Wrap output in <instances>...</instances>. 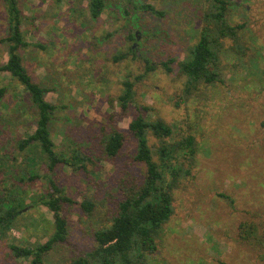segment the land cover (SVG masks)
<instances>
[{
    "label": "rangeland",
    "instance_id": "obj_1",
    "mask_svg": "<svg viewBox=\"0 0 264 264\" xmlns=\"http://www.w3.org/2000/svg\"><path fill=\"white\" fill-rule=\"evenodd\" d=\"M88 1L19 0L30 44L20 50L23 65L32 80L48 90L45 99L57 107L49 126L55 150L69 154L78 147L97 157L85 172L66 167L54 172L53 180L74 204L63 208L67 238L45 255L44 264H65L91 250L93 233L115 214L121 181L143 178V166L132 159L136 146L127 128L138 114L164 120L177 137L194 134L198 145L195 167L174 191V213L148 264H264L258 252L237 237L242 221L264 228V0H232L228 21L245 24L246 55L230 50L227 41L224 83L206 87L203 98L187 103L181 100L184 78L177 63L197 40L203 0H104L105 8L95 20ZM144 4L158 14L134 8ZM130 33L136 40H129ZM7 34L0 0V39ZM7 51L0 43V66ZM169 59L170 71L158 66L147 73L134 85L132 103L120 111L122 82L144 74V61ZM1 88L0 160L8 167L0 165V182L16 185L22 169H28L27 152L17 151V140L33 132L36 111L22 86L2 71ZM101 128L125 134L120 154L111 161L100 158ZM149 144L154 149L158 142L149 136ZM39 171L45 174L41 167ZM22 188L26 208L0 238V264H26L11 256L10 246L42 244L53 231L51 213L40 199L47 192L46 179L24 181ZM85 199L95 204L89 216L80 207Z\"/></svg>",
    "mask_w": 264,
    "mask_h": 264
},
{
    "label": "trees",
    "instance_id": "obj_2",
    "mask_svg": "<svg viewBox=\"0 0 264 264\" xmlns=\"http://www.w3.org/2000/svg\"><path fill=\"white\" fill-rule=\"evenodd\" d=\"M1 1L6 9L8 34L0 39V43L7 45L8 51L7 60L0 66V71L15 79L27 93L30 106L36 111V122L32 133L17 140V151L27 152L24 157L27 171L22 169L16 185L0 182L5 188H0V238L10 231L16 216L26 208L23 204L26 193L22 188L23 182L34 183L43 176L47 181V192L40 199L51 213L53 231L42 244L32 247L11 245L10 254L14 259L26 261V264H44L45 255L66 240L68 229L63 208L64 205L74 204L53 180L54 172L57 167H66L72 172H85L88 164H94L97 157L95 152L87 154L78 147H72L69 154L56 152L49 126L57 107L45 99L48 90L32 80L20 54V50L28 48L30 44L22 28L24 17L19 0ZM203 3L197 40L188 49L186 57L177 63L178 73L184 78L181 91L184 103L200 100L206 87L224 83L222 54L227 41L231 42L230 50L246 55L242 47L245 24H231L228 21L232 0H203ZM87 4L90 17L98 19L105 8L104 0H89ZM134 8L158 14L149 4ZM125 15L129 20L128 11ZM128 38L136 40V34L130 33ZM169 62L172 60L153 64L144 61V74L133 81L125 79L117 98L119 110L125 111L132 103L134 85L139 80L159 67L169 72ZM3 92L4 88H1L0 97ZM127 128L136 146L132 159L143 166V178L137 180L131 176L121 181V199L117 202L115 214L107 225L93 233L94 247L70 258L65 264H148L157 251L164 226L174 213V191L183 179L191 175L198 145L194 134L177 137L172 126L162 119L150 120L138 114L129 121ZM149 136L158 142L154 149L149 144ZM124 142L125 134L119 129L101 128L97 144L100 158L111 161L120 154ZM3 164V160H0L2 167H8ZM40 167L45 170L42 176L39 174ZM3 173L4 168H1L0 174ZM220 197L226 198L222 195ZM227 201L231 206L232 200L227 198ZM80 207L89 216L95 204L85 199ZM237 237L258 252L259 260H264L263 227L255 222L242 221L237 227Z\"/></svg>",
    "mask_w": 264,
    "mask_h": 264
}]
</instances>
